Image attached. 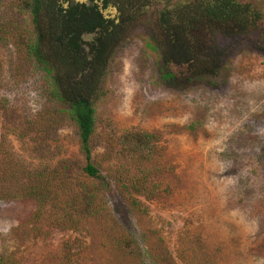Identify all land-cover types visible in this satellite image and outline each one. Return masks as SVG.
<instances>
[{
	"label": "rangeland",
	"instance_id": "1",
	"mask_svg": "<svg viewBox=\"0 0 264 264\" xmlns=\"http://www.w3.org/2000/svg\"><path fill=\"white\" fill-rule=\"evenodd\" d=\"M240 1L262 13L264 30V0ZM28 21L17 0H0V136L31 169L63 162L77 168L72 125L29 133L47 106L39 74L13 46ZM150 31L147 22L136 26L114 52L110 93L98 115L112 119L119 133L158 137L151 166L168 171L152 177L154 195L137 196V206L127 200L117 174L125 162L99 124L93 159L110 184L102 213L78 229L34 228L36 201L0 200L1 255L18 264H264V32L215 34L227 65L192 83L187 70L175 69V81L186 86L180 87L161 83L145 43Z\"/></svg>",
	"mask_w": 264,
	"mask_h": 264
},
{
	"label": "trees",
	"instance_id": "2",
	"mask_svg": "<svg viewBox=\"0 0 264 264\" xmlns=\"http://www.w3.org/2000/svg\"><path fill=\"white\" fill-rule=\"evenodd\" d=\"M17 1L29 21L14 34V50L20 62L39 74L47 106L42 117L30 122L29 133L48 135L68 123L76 130L81 156L77 168L63 162L31 169L0 136V200L36 201L30 222L34 228L78 229L85 219L102 213L110 184L93 159L99 124L111 150L125 162L117 171L118 187L132 205H138L137 196L152 197V177L168 171L151 166L156 135L119 133L112 119L98 115L99 104L110 93L106 80L113 54L136 26L147 22L152 27L145 43L160 66L164 86L179 82V68L187 70L191 83L220 74L227 64L213 42L215 34L236 38L264 32L262 13L240 0ZM86 36L91 39L84 40ZM179 86L186 87L183 82ZM0 264L18 263L12 255L0 254Z\"/></svg>",
	"mask_w": 264,
	"mask_h": 264
}]
</instances>
